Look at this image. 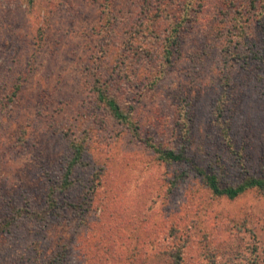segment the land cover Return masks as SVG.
Returning <instances> with one entry per match:
<instances>
[{
  "label": "rangeland",
  "instance_id": "rangeland-1",
  "mask_svg": "<svg viewBox=\"0 0 264 264\" xmlns=\"http://www.w3.org/2000/svg\"><path fill=\"white\" fill-rule=\"evenodd\" d=\"M176 1L0 0V264H168L173 226L184 264H264V195L216 198L195 172L264 176V0ZM128 66L138 82L119 84ZM99 77L136 132L98 104Z\"/></svg>",
  "mask_w": 264,
  "mask_h": 264
},
{
  "label": "trees",
  "instance_id": "trees-1",
  "mask_svg": "<svg viewBox=\"0 0 264 264\" xmlns=\"http://www.w3.org/2000/svg\"><path fill=\"white\" fill-rule=\"evenodd\" d=\"M29 2L32 3L33 0H29ZM254 2H256V0ZM176 3L177 1L173 0L171 4L175 5ZM173 9H176V7H174ZM176 28L174 30L175 32H177ZM177 45H178V41L176 39H173L172 37L168 38V44L166 43V48L164 46L163 49L164 59L166 62H168L167 64L171 63L174 54L177 52V48H178ZM124 72L125 75L130 78L126 79V81L119 80L118 81L119 84H122L123 82L128 83L131 80L134 83L138 82L137 79L138 77L135 76L136 75L135 73L134 75L131 73V68L129 66L124 70ZM94 89L98 104H100L102 108L106 109L111 119L119 122L120 124L131 126L132 131L136 132L134 127H132L134 126L131 116L132 111L131 113L129 111H126L121 105V102H119V100L117 99V97L115 95H112V84L102 80L99 77L96 80ZM88 135L89 133L87 132L83 137H76L70 141L69 149L71 152V157H70V161L68 162V164L64 169L61 184L58 187H52L49 193V208L51 210L57 209L58 195L67 192V190L71 189L74 186L75 184L74 173L77 170V168L79 167L85 168L88 166L84 161V156L87 151V146L89 142L87 137ZM146 144L147 145L149 144L150 147L155 149V151L159 154V158L162 159V161L164 162L188 163L189 161H191V158L187 153V149H185L184 147L183 148L180 147L179 149H173V148L164 149V148L156 147L155 145L149 142H146ZM195 172L197 176H200L202 178L204 184L210 190L212 195L216 198H227L230 200H234L250 191H254L261 195H264V176L249 175L246 176L244 180L236 186L222 187L220 183V178L216 173L209 174L205 172L202 169V167H197ZM100 176L101 174L99 173L93 177L94 178L93 186L94 184L95 186L98 184L97 180L98 177L100 179ZM183 176L185 175H182L180 178H182ZM186 227H184L183 231L188 236H184L183 239L179 236V233L182 232V230L177 229V227L175 226H173V228L171 229V234L169 236L170 240L166 247H169L174 243L175 249H173L174 251L170 254H168L167 253L168 251H166L167 262H169L168 264H184L185 258L183 257V252L189 246V241H190L189 236H191L189 229ZM45 264H58V263L52 261L51 259L49 262H46Z\"/></svg>",
  "mask_w": 264,
  "mask_h": 264
}]
</instances>
